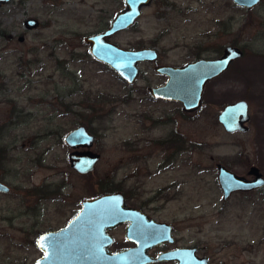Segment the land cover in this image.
<instances>
[{"label": "rangeland", "instance_id": "obj_1", "mask_svg": "<svg viewBox=\"0 0 264 264\" xmlns=\"http://www.w3.org/2000/svg\"><path fill=\"white\" fill-rule=\"evenodd\" d=\"M162 5L154 0L110 38L158 52L155 62L139 64L132 84L83 41L104 30L124 0H11L1 7L0 180L11 192L0 193V264H32L37 235L63 226L82 199L107 191L101 185L159 194L162 219L178 224L183 242L197 244L211 264H264V187L223 200L216 167L248 178L256 166L264 177V0L252 9L232 0ZM30 16L40 20L38 29L23 28ZM226 45L243 55L206 83L199 109L186 113L180 102L151 97L149 87L165 82L156 65L215 58ZM239 99L249 103V129L227 133L217 116ZM79 125L95 135L91 150L100 155L86 174L71 167L74 149L64 142ZM174 133L180 161L160 168V139Z\"/></svg>", "mask_w": 264, "mask_h": 264}, {"label": "water", "instance_id": "obj_2", "mask_svg": "<svg viewBox=\"0 0 264 264\" xmlns=\"http://www.w3.org/2000/svg\"><path fill=\"white\" fill-rule=\"evenodd\" d=\"M11 0H0V7ZM152 0H124V8L116 13L110 25L104 30L84 36L91 56L109 66L128 84L136 81L139 64L155 62L158 52L155 48L127 49L111 42L110 38L117 32L132 26L142 15V8L150 5ZM240 7L252 9L260 0H232ZM35 18L26 20L30 30L38 26ZM21 39V38H20ZM243 50L236 45H226L222 54L216 58H200L181 66L158 64L155 71L166 76L162 85L149 87L155 99L176 101L181 103L182 110L192 113L202 105V94L206 83L225 72L232 62L241 58ZM240 105H246L241 111ZM218 123L227 133L246 132L250 120L249 106L245 99L228 103L218 114ZM95 135L85 126L79 125L64 136V142L74 151L69 154L71 167L80 174L94 170L100 155L91 150ZM83 150H76L78 148ZM217 181L223 200L233 192H250L264 187V177L256 166H251L248 174L253 178L237 175L222 163L217 164ZM9 187L0 181V191H8ZM77 214L62 228L42 233L38 238V246L45 253L37 264H78L73 262L71 252L79 246L80 234L100 236L106 228L111 227L117 215L125 214L133 208L125 207L122 193L107 192L102 195L85 198L80 203ZM57 253V258L54 253ZM178 264H187L188 260L177 258ZM189 264H209L206 257H198Z\"/></svg>", "mask_w": 264, "mask_h": 264}, {"label": "flooded vegetation", "instance_id": "obj_3", "mask_svg": "<svg viewBox=\"0 0 264 264\" xmlns=\"http://www.w3.org/2000/svg\"><path fill=\"white\" fill-rule=\"evenodd\" d=\"M153 1L154 0H152L151 3ZM161 1L163 3L162 6L167 4V0ZM6 4H3L1 7ZM238 7L242 8L240 6ZM164 14L165 12H160L161 16ZM29 18L34 17H26L23 20L22 25L23 28L31 31L25 25L26 20ZM35 19L39 24L32 30L38 29L41 25L40 20L38 18ZM110 22L108 26L110 25ZM222 24L223 26H226L225 21H222ZM19 38H21L20 40H23L22 36ZM223 49L224 48H222L221 52H223ZM162 76L165 77L166 81V76ZM249 121L247 122L248 129ZM176 135L177 134L174 133L168 136L166 139H160V143H162V156L161 162L159 164L160 168H172L180 161L179 152L182 148L178 145L179 139ZM248 178L252 179L253 175L250 174ZM0 181L9 187L8 191H0V193H10L11 187L4 181ZM117 186L118 188H115L112 191H104L99 195L107 192L120 191L123 196L125 207L133 209L126 212L125 214L117 215L113 221L115 223H113L111 227L106 228L105 232L100 236L86 237V235L80 234L79 247L76 248L74 246L72 252L70 253L73 262L78 264H178L177 258L180 257L181 259L184 258L185 260H188L187 264H189L190 261L193 263V261L195 259L197 260L198 257H205L199 254L200 248L197 244L183 242V237L178 224L162 219V205L155 204L161 198L159 194L145 197L129 193L128 191L122 190L120 185ZM99 195L97 194L94 197ZM80 207L81 205L79 206V209ZM79 209L67 219L63 226L54 229H48L46 231L57 230L64 227L69 222V220L77 214ZM44 232H40L35 239L34 243L37 250L39 251V255L34 259L32 264H37L45 255V253L38 246V238ZM54 256L57 258L56 252L54 253ZM207 259L209 264H211L209 258Z\"/></svg>", "mask_w": 264, "mask_h": 264}, {"label": "trees", "instance_id": "obj_4", "mask_svg": "<svg viewBox=\"0 0 264 264\" xmlns=\"http://www.w3.org/2000/svg\"><path fill=\"white\" fill-rule=\"evenodd\" d=\"M101 190H107V191H111V190H114V188L113 187H111V186H104V185H101ZM263 189V188H262Z\"/></svg>", "mask_w": 264, "mask_h": 264}, {"label": "snow or ice", "instance_id": "obj_5", "mask_svg": "<svg viewBox=\"0 0 264 264\" xmlns=\"http://www.w3.org/2000/svg\"><path fill=\"white\" fill-rule=\"evenodd\" d=\"M239 107H240L241 111L246 109V105H240Z\"/></svg>", "mask_w": 264, "mask_h": 264}]
</instances>
